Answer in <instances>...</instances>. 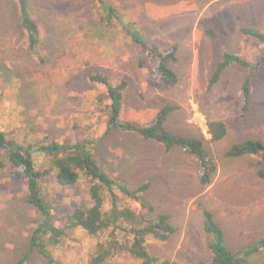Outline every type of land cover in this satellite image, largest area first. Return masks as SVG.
<instances>
[{
	"label": "rangeland",
	"instance_id": "rangeland-1",
	"mask_svg": "<svg viewBox=\"0 0 264 264\" xmlns=\"http://www.w3.org/2000/svg\"><path fill=\"white\" fill-rule=\"evenodd\" d=\"M126 23L136 27L149 45L162 52L176 46L170 67L178 83L162 87L146 68L139 67L140 49L100 22L95 0H29L40 42L30 49L16 18L13 0H0V130L18 142L49 137L59 143L93 141L95 158L124 185L149 184L143 202L165 214L174 227L166 241L147 240L149 252L159 260L198 264L209 259L208 236L202 210L210 211L222 227L231 251L246 249L264 237V179L257 176L263 163L255 157L231 159L226 151L252 139L264 143V68L252 79L250 111L241 116L244 72L227 68L210 90L207 81L224 52L252 61L262 50L256 39L240 28L263 29L264 0H109ZM212 29L216 39L205 31ZM118 31V32H117ZM94 72L112 80H126L123 94L125 121L145 125L164 106L177 109L166 128L174 134L203 137L216 172L208 186L197 180L195 158L180 151L165 152L136 134L106 130V118L95 107L104 92L90 81ZM98 112V113H97ZM208 121H223L226 136L210 141ZM43 166L46 158L35 156ZM56 224L67 212L84 208L87 185L70 188L48 180L44 186ZM26 185L10 171H0V264H15L28 254L29 236L40 221L25 202ZM138 209L137 204L130 203ZM92 241L81 231L69 232L51 250L63 264H83ZM23 264H48L32 252ZM106 264H139L125 253ZM247 264H264V251Z\"/></svg>",
	"mask_w": 264,
	"mask_h": 264
},
{
	"label": "trees",
	"instance_id": "trees-1",
	"mask_svg": "<svg viewBox=\"0 0 264 264\" xmlns=\"http://www.w3.org/2000/svg\"><path fill=\"white\" fill-rule=\"evenodd\" d=\"M13 1L16 6V18L28 47L36 49L40 42V30L30 12L29 0ZM95 2L100 22L106 28L113 27L115 30L114 26H119V32L140 49L143 58L139 61V67L146 68L165 89L174 87L178 83V77L170 63L176 60V46L166 52L154 49L136 27L124 21L120 11L109 0ZM205 33L211 39L217 38L212 29H207ZM240 33L244 37L258 40L262 50L252 61L239 54L224 52L208 77L207 88H213L227 68H241L244 79L241 85L240 114L243 117L250 111L253 76L264 68V25L262 30L242 27ZM89 79L104 89L95 102L96 109L103 114L101 118H106L104 135L116 130L132 133L143 141L160 145L165 152L180 151L195 158L198 183L202 186L211 183L216 165L204 147V138L185 137L171 133L166 128L169 115L177 109L176 107H162L145 125L125 121L122 114L127 81L112 80L100 72H94ZM207 134L210 141H221L227 134L226 124L223 121H208ZM91 145L93 141L90 140L59 143L49 137L31 143H21L15 138H9L0 130V171L6 169L17 180L25 182V202L36 210L40 217L29 236L28 254L15 264H23L32 252L41 256L48 264H63L53 256L51 250L61 245L72 231H81L92 241L83 264H106L109 259L121 253H125L139 264H176L169 260L161 261L148 250L149 238L166 241L175 230L167 215H155L154 207L143 202L142 196L148 190L149 184L130 187L116 181L95 158ZM36 155L46 158L43 166L36 164ZM225 156L231 159L249 156L257 158L263 163L257 171V176L264 179V143L261 141L244 140L230 147ZM50 179L62 188L73 187L81 181L87 185L89 204L67 212L63 223L59 225L56 224L52 213L57 211V208H52L43 189ZM130 203L137 204L138 209L132 208ZM201 216L203 231L208 236L209 259L198 264H247L251 255L264 251V237L256 239L244 250L231 251L226 245L225 233L214 215L205 209L202 210Z\"/></svg>",
	"mask_w": 264,
	"mask_h": 264
}]
</instances>
